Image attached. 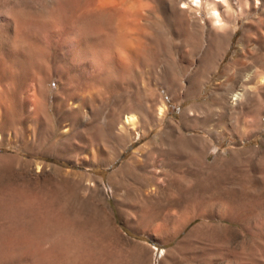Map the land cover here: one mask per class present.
I'll return each mask as SVG.
<instances>
[{"label":"rangeland","instance_id":"rangeland-1","mask_svg":"<svg viewBox=\"0 0 264 264\" xmlns=\"http://www.w3.org/2000/svg\"><path fill=\"white\" fill-rule=\"evenodd\" d=\"M74 1L0 0V66L30 75L31 33L48 44L37 25L70 16ZM137 1L163 21V0ZM174 1L168 42L154 38L155 56L94 103L95 119L65 129L62 117L24 108L23 94L17 112L0 107V264H88V255L90 264H264L252 234L264 224V81H245L251 70L264 75V0L242 14L235 0L219 4L228 30L185 21ZM125 15L88 16L79 29L101 44L117 19L137 17ZM241 85L247 92L232 105ZM149 97L166 105L162 120L148 116ZM127 107L148 121L144 135L110 128Z\"/></svg>","mask_w":264,"mask_h":264},{"label":"bare ground","instance_id":"bare-ground-1","mask_svg":"<svg viewBox=\"0 0 264 264\" xmlns=\"http://www.w3.org/2000/svg\"><path fill=\"white\" fill-rule=\"evenodd\" d=\"M222 2L227 4V0H175L172 5L184 17L185 21L190 19L192 22H196L203 18L210 19L219 28L225 30L228 28V24L221 18L218 10V6ZM168 4H171L168 3V0L162 1L163 21H155L149 12L143 14L139 10L140 8H137V0H76L71 3L67 2L65 6L71 12L70 16L61 15L54 21L37 25L45 29L44 33H47L45 40H48V44L41 38L42 36L31 33L34 35L30 39L36 51L35 60L37 63L30 75L26 70L21 73H13L0 66V87L2 89L0 90V107L5 109L7 114L17 112V97L23 94L24 108L32 107L33 115L41 113L42 116L47 115L46 117H62L64 121L61 122V125L65 129L77 128V125L82 122L86 123L85 120L95 119L99 114L93 108L96 105L94 103L107 98L108 93L109 97L112 96L110 93L124 87L126 82L136 79L142 63L144 64L155 56L150 47L154 38L159 37L164 44L168 42ZM257 4L258 0H235V9L240 14L248 13L255 10L254 7ZM121 9L126 12L125 16L131 13V16L137 15V17L134 21H128L126 17L117 19V22L111 26V39L101 44L94 42L91 37L79 29L81 27L79 21L82 18L102 17V15L114 16ZM232 10V7L228 5L226 12L229 14ZM207 25L210 26L208 22ZM223 40V37L218 39V46ZM15 61L23 69H26L24 66L25 55L15 56ZM261 73L258 70H251L246 75L245 81L256 78L264 81V75ZM148 75L147 89H151V71L148 72ZM50 79L58 80L53 90L49 87ZM3 81H13L15 88L8 92L3 88ZM246 92L245 85H241L240 88L233 91L231 104L239 103ZM8 101L11 103L10 105H8ZM165 109L166 105L161 100L154 102L153 98H150L148 116L162 120ZM139 117L130 107L123 108L114 118L110 119V128H120L130 137L132 135L135 138L142 136L146 133L145 129L149 123L142 121ZM116 157L104 163L109 165ZM194 218L188 220V223ZM252 232L255 238L262 239L264 246V224L260 228L254 224ZM87 261L88 264L91 263L89 255Z\"/></svg>","mask_w":264,"mask_h":264},{"label":"trees","instance_id":"trees-1","mask_svg":"<svg viewBox=\"0 0 264 264\" xmlns=\"http://www.w3.org/2000/svg\"><path fill=\"white\" fill-rule=\"evenodd\" d=\"M51 161H54V160H51ZM55 162H57V161H55Z\"/></svg>","mask_w":264,"mask_h":264}]
</instances>
